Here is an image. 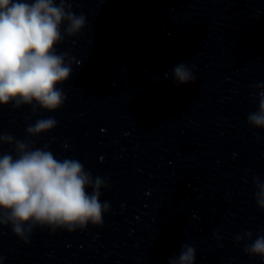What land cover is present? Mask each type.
<instances>
[{
    "label": "clouds",
    "instance_id": "clouds-1",
    "mask_svg": "<svg viewBox=\"0 0 264 264\" xmlns=\"http://www.w3.org/2000/svg\"><path fill=\"white\" fill-rule=\"evenodd\" d=\"M86 25V15L72 11L69 0H0V106H31L49 113L62 108L66 96L58 86L69 80L80 61L57 47L66 37H79ZM169 76L177 86L196 81L185 63L165 73ZM253 87L258 110L247 116V123L264 129V82ZM56 126L54 117L40 118L26 127V133L36 137ZM4 144L14 147V155H0V226H10L25 244L37 227L74 232L103 226V215L110 210L109 203L100 200L101 189L108 187L106 178L93 177L79 160H58L47 145L35 147L31 140L0 134V145ZM253 182L255 202L264 210V182L258 177ZM252 235L246 231L236 243L251 240L245 254L264 260V234L254 240ZM195 256L193 246L182 244L168 264H195Z\"/></svg>",
    "mask_w": 264,
    "mask_h": 264
}]
</instances>
